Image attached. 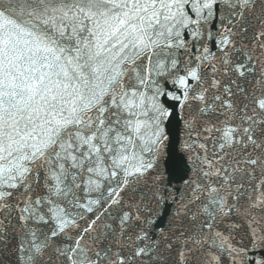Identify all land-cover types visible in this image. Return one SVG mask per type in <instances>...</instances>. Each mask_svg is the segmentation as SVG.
<instances>
[{
	"label": "snow or ice",
	"instance_id": "6c2138e0",
	"mask_svg": "<svg viewBox=\"0 0 264 264\" xmlns=\"http://www.w3.org/2000/svg\"><path fill=\"white\" fill-rule=\"evenodd\" d=\"M0 264H264V0H0Z\"/></svg>",
	"mask_w": 264,
	"mask_h": 264
}]
</instances>
